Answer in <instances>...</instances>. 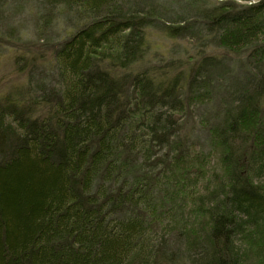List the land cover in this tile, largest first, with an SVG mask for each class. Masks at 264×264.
Segmentation results:
<instances>
[{
	"label": "trees",
	"instance_id": "16d2710c",
	"mask_svg": "<svg viewBox=\"0 0 264 264\" xmlns=\"http://www.w3.org/2000/svg\"><path fill=\"white\" fill-rule=\"evenodd\" d=\"M23 12L0 264H264V0H0V26ZM151 31L194 54L146 66Z\"/></svg>",
	"mask_w": 264,
	"mask_h": 264
},
{
	"label": "rangeland",
	"instance_id": "374dc122",
	"mask_svg": "<svg viewBox=\"0 0 264 264\" xmlns=\"http://www.w3.org/2000/svg\"><path fill=\"white\" fill-rule=\"evenodd\" d=\"M28 9L25 5L19 4V9ZM28 13L23 12L20 17V22H17L13 14H9L10 21L7 24L8 26H0V34H8V31H5L4 29H9V26H12L13 28L16 27L18 29V33H23L24 39L34 42L35 38L33 37V30H32V19L27 16ZM59 30L58 32H61L63 23L59 24ZM4 29H3V28ZM149 38L151 42V56L149 64L147 62L145 63L146 66L152 65L153 63L156 65H165V63L170 60H178L180 57H187L189 55L194 54L193 46H191L190 43L182 40H172L167 37H165L162 34L156 33L154 31H151L149 33ZM10 46V45H9ZM8 44L6 42H0V89L1 87H5L4 83H8L11 80L16 79V75L14 73V65H12V53L13 50L9 48ZM214 52H217L216 49L213 50ZM155 54H158V56H154ZM144 64L139 66V69L143 67ZM4 85V86H3ZM2 88V89H3ZM256 259V257H254ZM251 262V261H250Z\"/></svg>",
	"mask_w": 264,
	"mask_h": 264
}]
</instances>
